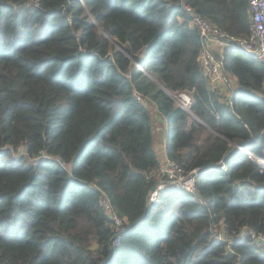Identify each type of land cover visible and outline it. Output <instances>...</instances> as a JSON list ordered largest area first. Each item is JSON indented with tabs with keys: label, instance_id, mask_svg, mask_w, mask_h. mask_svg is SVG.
<instances>
[{
	"label": "trees",
	"instance_id": "obj_1",
	"mask_svg": "<svg viewBox=\"0 0 264 264\" xmlns=\"http://www.w3.org/2000/svg\"><path fill=\"white\" fill-rule=\"evenodd\" d=\"M82 1L0 0V264H264L239 236L264 233V163L241 149L264 160V62L226 46L235 84L214 87L185 9L243 37L248 0ZM157 124L197 193L151 205ZM102 191L125 218L116 245Z\"/></svg>",
	"mask_w": 264,
	"mask_h": 264
},
{
	"label": "built area",
	"instance_id": "obj_2",
	"mask_svg": "<svg viewBox=\"0 0 264 264\" xmlns=\"http://www.w3.org/2000/svg\"><path fill=\"white\" fill-rule=\"evenodd\" d=\"M248 4L250 11V32L243 37H236L224 32L219 27L209 22L206 17L197 14L192 7L185 5V9L192 16L193 23L198 27L201 38L202 36L205 37V44L201 42L198 59L201 69L208 78L210 84H220L223 82L225 84L228 81L224 75L222 61L214 54V52L222 50L226 46H236L235 44H238L242 47V50L250 53L252 57L258 58L264 62V0H248ZM138 66L141 67V65ZM170 96L181 108L189 111L192 98L188 92H178L170 94ZM164 129L166 130V127H164ZM262 133L264 134V130ZM166 142L165 139V143L162 144L164 154L161 155L159 165L155 171L158 184L155 189L149 193L147 197L148 204L150 201H156L158 192L165 189L167 186H177L184 188L190 193H197V169H192L187 172L181 163L169 158L166 155ZM241 149L264 163V160L253 152L242 147ZM17 152L21 154L24 153L25 145H18ZM37 158L38 156L33 157V159ZM101 205L104 213L111 221V229L114 235L111 244L116 245L119 241L121 232L125 230V218L115 211L111 201L103 191L101 192ZM211 229L214 237L226 242L228 246L232 244L233 237L227 232L223 221L213 222ZM239 236H250L252 243H254L259 250H264V233L244 229Z\"/></svg>",
	"mask_w": 264,
	"mask_h": 264
},
{
	"label": "crops",
	"instance_id": "obj_3",
	"mask_svg": "<svg viewBox=\"0 0 264 264\" xmlns=\"http://www.w3.org/2000/svg\"><path fill=\"white\" fill-rule=\"evenodd\" d=\"M232 80L235 82V78L234 77L232 78ZM226 94L228 95V92ZM167 129L168 128L166 127V130H165L163 127L159 126L158 124L156 126V129H155V138L153 140V145H154L155 151L157 153V156H158V152L161 155L164 154V152L162 150V144L165 143V139L167 141V135H166ZM158 158L160 159L161 156H158Z\"/></svg>",
	"mask_w": 264,
	"mask_h": 264
},
{
	"label": "water",
	"instance_id": "obj_4",
	"mask_svg": "<svg viewBox=\"0 0 264 264\" xmlns=\"http://www.w3.org/2000/svg\"><path fill=\"white\" fill-rule=\"evenodd\" d=\"M83 3V2H82ZM111 41L118 47V49H120V50H122L124 53H126L125 51H124V49L122 48V47H120V45L117 43V42H115L113 39H111ZM201 42L203 43V44H205V37L204 36H202V38H201ZM237 47H239V48H242L241 46H239L238 44H235ZM127 54V53H126ZM134 63L138 66L139 64L137 63V61H134ZM139 67V66H138ZM139 68H141V67H139ZM142 70H144L143 68H141ZM224 75H225V77H226V74H225V72H224ZM226 79H227V77H226ZM197 174H198V171H197ZM158 184V182L156 181L155 182V184L151 187V189L149 190V192H148V195H149V193L150 192H152L154 189H155V187H156V185ZM150 204L151 205H154V201H150ZM107 260V259H106Z\"/></svg>",
	"mask_w": 264,
	"mask_h": 264
},
{
	"label": "rangeland",
	"instance_id": "obj_5",
	"mask_svg": "<svg viewBox=\"0 0 264 264\" xmlns=\"http://www.w3.org/2000/svg\"><path fill=\"white\" fill-rule=\"evenodd\" d=\"M228 77H229V79H228V81H227V83L229 82L232 86L235 84L234 83V81L232 80V76L230 75V74H228ZM214 87H217V88H220L221 89V91H223V92H225V94L227 93V91H226V88H225V85L226 84H224V82L223 83H221V84H219V83H214V84H212ZM158 156H161V154L158 152Z\"/></svg>",
	"mask_w": 264,
	"mask_h": 264
}]
</instances>
